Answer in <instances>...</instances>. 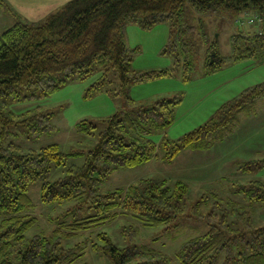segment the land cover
Segmentation results:
<instances>
[{"label": "trees", "instance_id": "obj_1", "mask_svg": "<svg viewBox=\"0 0 264 264\" xmlns=\"http://www.w3.org/2000/svg\"><path fill=\"white\" fill-rule=\"evenodd\" d=\"M189 2L198 15L221 14L234 19L247 11L264 16V0H69L42 24L17 20L0 35V264H62L79 257L72 247H64L62 238H71L94 223L114 219L118 210L130 214L145 227L175 229L189 194L182 180L169 184L167 179L141 178L126 188L101 193L106 179L118 168H133L157 159H174L183 150H204L219 132L230 128L239 114L256 111L264 100V81L244 89L223 103L202 126L174 140L165 134L156 143L153 133L164 132L173 122L174 109L180 98H160L151 103L136 104L130 97L131 83L151 81L170 76L181 69L188 81L194 69L195 49L185 40L188 25L184 6ZM0 6L12 13L0 0ZM169 22V36L163 53L173 58V67L150 72L132 70L133 53L126 40V25L136 23L143 29ZM239 29V27H238ZM264 30V28H262ZM230 38L231 54H220L216 41L206 51L204 71L212 74L223 66L246 60L264 62V35L234 31ZM99 80L88 89L87 96L105 89L108 73L116 74L120 88L116 95L125 100V108L104 119L106 128L98 134L96 144L87 152L82 165L67 164L68 154L57 144L37 150H24L8 141L11 128L24 127L30 138L56 131L54 111L37 107L22 114L8 110V101L20 98H46L69 79L85 81L95 73ZM20 90L30 91L21 96ZM33 91V92H32ZM79 131L94 136L96 124L89 120L77 123ZM220 134V133H219ZM64 167V174L50 181L53 167ZM264 166V159L246 161L238 171L251 173ZM39 182L40 200L54 205L75 204L65 217L86 209L95 213L72 224L59 223L51 235L26 237L37 220L28 211L33 208L29 187ZM237 192L249 202L264 203V182L250 180L238 185ZM197 202L211 209L203 216L207 230L180 246L177 258L181 264H264V225L255 226L250 213L236 202L204 194ZM122 234L129 245L116 246L106 233H99L103 254L112 264H168L163 252L135 244L138 229L123 226ZM60 232V233H59Z\"/></svg>", "mask_w": 264, "mask_h": 264}, {"label": "rangeland", "instance_id": "obj_2", "mask_svg": "<svg viewBox=\"0 0 264 264\" xmlns=\"http://www.w3.org/2000/svg\"><path fill=\"white\" fill-rule=\"evenodd\" d=\"M7 1L13 11L10 15L1 12L0 9V35L17 20L27 24H42L69 0H17L19 5L15 4L14 0ZM14 7L17 8L18 14L14 13ZM184 14L191 27L185 40L191 42L195 49L194 69L189 80H184L181 69L175 68L170 76L131 83L128 87L129 95L136 104L151 103L160 98H180L174 109V120L171 125L164 132L151 135V139L156 143L164 134L176 140L202 126L223 103L244 89L264 81L263 61L246 60L223 66L215 73L206 74L204 62L207 48L216 41L220 54L230 55V38L238 24H235L234 18L230 16L198 15L189 2L184 6ZM12 17L15 22L13 20L11 24ZM238 17L245 19L243 14H239ZM169 28V22L156 24L151 29H143L136 23L126 25L128 47L137 50L132 54V70L150 72L173 67V58L163 53ZM100 74L97 72L85 81L69 79L64 86L46 98H20L14 102L8 101V110L15 114H22L38 106L53 110L52 122L57 128L56 131L44 133L38 138H30L24 127H13L10 129L13 135L8 141L15 142L24 150H37L49 144H57L64 154L80 150L84 154L68 157L67 164L82 165L87 152L96 144L98 134L106 128L104 119L125 108L124 97L116 95L120 88L119 79L112 72L107 75L109 84L105 88L110 90V94L102 90L87 96L88 89L99 80ZM29 93L31 92L20 90L21 96ZM82 120L96 124L94 136L79 131L77 123ZM219 133L204 150H183L171 160L162 159L161 151H158V158L146 164L133 168H118L101 187V193H107L118 188H126L141 178L167 179L169 184L176 180L184 181L189 187V194L184 203L183 213L178 218L177 228L163 231L162 226L145 227L132 215L123 214L118 210V215L114 219L94 223L71 238H62L64 247H72L80 255L62 264H112L101 248L95 249L93 245L102 244L97 237L99 233H106L120 248L129 245L121 231L126 225H133L138 229L135 241L137 246H147L165 253L170 258L168 264H181L177 258L181 244L207 230L203 216L211 209L212 201L207 204L197 203L204 194L209 196L216 194L220 199L238 203V206L250 213L255 226L264 225V203L249 202L244 194L237 192L238 185H246L250 180L264 182V166L251 173L237 170L246 161L264 159V102L258 104L256 111L248 115L239 114L235 124ZM63 174V166L53 167L50 181H56ZM40 188L39 182L32 183L29 187V197L34 206L28 213L34 216L37 222L26 232L27 238L40 234L51 235L56 228L62 232L64 228H60L59 223L72 224L75 220L81 221L95 213L83 209L74 216L65 217L66 209L75 202L43 204L40 200ZM217 264H222V257Z\"/></svg>", "mask_w": 264, "mask_h": 264}, {"label": "crops", "instance_id": "obj_3", "mask_svg": "<svg viewBox=\"0 0 264 264\" xmlns=\"http://www.w3.org/2000/svg\"><path fill=\"white\" fill-rule=\"evenodd\" d=\"M5 2H6V4L8 5V1L7 0H5ZM14 3L16 4H18V2H17V0H14ZM19 5V4H18ZM9 6V5H8ZM10 7V6H9ZM0 9H1V12H3V13H8V14H10V15H12V13L11 12H9L8 10H5V8L4 7H1L0 6ZM10 9H11V11H13L12 10V8L10 7ZM14 13H16V14H18V12H17V8H15L14 7ZM256 12H253V11H247V12H244V13H242L243 15H247L248 17H251V16H253L254 14H255ZM261 16V21H259V22H257V23H255L254 25H249V24H244V25H238V27H239V29H238V27L236 26L235 27V31H237V30H241V31H243V32H245V33H258V31H260V30H263L262 28H264V16H262V15H260ZM246 18V17H245ZM15 19H16V17H15ZM39 19V18H38ZM13 20H14V18L12 17L11 18V24H12V22H13ZM235 21V20H234ZM14 22H15V20H14ZM236 24V23H235ZM12 26V25H11ZM246 27V28H245ZM9 28V27H8ZM6 30V29H5ZM4 30V31H5ZM235 33V32H234ZM262 102H264V100L263 101H261V102H259L258 104H260V103H262ZM258 104H257V106H258Z\"/></svg>", "mask_w": 264, "mask_h": 264}, {"label": "built area", "instance_id": "obj_4", "mask_svg": "<svg viewBox=\"0 0 264 264\" xmlns=\"http://www.w3.org/2000/svg\"><path fill=\"white\" fill-rule=\"evenodd\" d=\"M245 17H246L245 19H242L241 17L236 18L235 23L238 25H244V24L254 25L255 23L261 21V16L258 13H255L251 17H248L247 15ZM257 34L264 35V30L258 31Z\"/></svg>", "mask_w": 264, "mask_h": 264}]
</instances>
